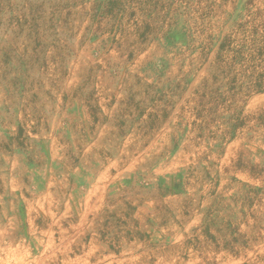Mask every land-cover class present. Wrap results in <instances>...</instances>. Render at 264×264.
Segmentation results:
<instances>
[{
    "label": "rangeland",
    "instance_id": "rangeland-1",
    "mask_svg": "<svg viewBox=\"0 0 264 264\" xmlns=\"http://www.w3.org/2000/svg\"><path fill=\"white\" fill-rule=\"evenodd\" d=\"M0 264H264V0H0Z\"/></svg>",
    "mask_w": 264,
    "mask_h": 264
}]
</instances>
